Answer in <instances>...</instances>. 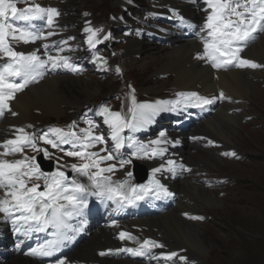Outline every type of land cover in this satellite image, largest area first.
Wrapping results in <instances>:
<instances>
[{
  "label": "rangeland",
  "instance_id": "obj_1",
  "mask_svg": "<svg viewBox=\"0 0 264 264\" xmlns=\"http://www.w3.org/2000/svg\"><path fill=\"white\" fill-rule=\"evenodd\" d=\"M33 1L14 0L20 10L34 5ZM197 1L201 6L205 5L204 0H195V4ZM46 2L47 4H54L61 14L60 19H62L63 23H61L62 27L59 30L70 43L69 45L67 44L70 49L65 53L71 54L72 60L76 65H82L79 71H64L63 78L67 80L81 79L82 81L81 85H76L73 88L72 93L68 92L69 99L71 101H75L76 98L85 100L88 97V94L83 91V87H86L83 82L84 79H88V82L92 80L91 82L98 86L100 94L96 95L93 102L87 106H75L74 104L64 106L66 114L61 118L54 116L50 109L33 107L30 120H28L32 129L28 132L29 134L41 136L47 133L49 138L53 139L50 135V129H62L64 132L74 131L76 139L79 137L77 139L79 142H76V144L80 146L86 142L84 139L86 132L81 130H88L91 127L95 131L100 132L99 134H103L104 137L107 129L110 132L112 131L104 123L105 116L102 114L104 108H108L112 113L119 112L122 117L130 120L131 113H129L128 109L133 105V97L137 105L156 104L158 101L167 102V100L173 102L178 99L180 91H178L175 82L171 77L157 76L156 63L145 70L138 66H133L129 60L125 59L124 53L128 45L127 40L138 39L153 48H158L153 56L148 54L144 56L143 60L149 61L153 57L161 56L167 45L174 41L178 40L181 42L185 38L189 39L191 37V39H194V37L203 35L204 33L197 35L198 32H195L200 26H203L204 21L196 24L192 20L193 22L191 23L185 16L187 21L184 25H180V28L182 27L180 29L181 32H178L175 30V25L179 23L177 21L180 19L172 18V16L156 11L152 7L151 0H46ZM210 12L211 9L206 5L202 12L203 15L205 16L206 13L209 14ZM14 26L20 29L26 28L33 33L38 30L43 32L47 29V20L45 17H36L30 21H15ZM86 28L97 31L95 40L98 42L95 43L94 47L89 43V32L85 31ZM257 32L253 34V36L256 34L254 39L261 36L264 31L258 30ZM17 35H19V32H17ZM53 36L55 37L54 39H57L60 34L54 33ZM105 37L108 38L105 39ZM8 42H10V46L15 51V48H18L21 44V40L12 39L11 37H9ZM61 46L51 49V52L56 50L52 53L54 54L53 57L61 49ZM248 59L259 62L258 58L251 57ZM105 61L112 62L113 67L110 70L101 69V63ZM262 75L263 78H256L251 82L254 86L252 97L238 111L241 116V129L239 134L235 135L236 144L233 149L235 155H224L223 153L225 152H221L217 145L206 143L199 139L196 140L192 137V139L190 137L187 138L180 146L177 145L187 164L186 167H181L182 170L186 171L188 167V174L194 182L206 190L216 192V197L222 201V205L216 210L207 208L196 211L202 217V219H198V222L203 227L204 239L209 247L205 257L194 262L174 258L180 264H264V69L262 70ZM161 86L165 87V92L158 91ZM219 90L217 91L221 92ZM93 92L94 89L90 87L89 93ZM164 96H166V99L163 98ZM185 102L180 101V105L175 102L174 104L181 108V104ZM45 103L46 105H53L54 101L47 99ZM9 106L12 108V104H9ZM175 110L161 113L164 119L161 122L155 121L149 128H144V126L134 129L124 128L120 132V136L124 141L127 144L145 146L149 151V155L144 156L143 153L133 155L138 150L135 145L132 149H126L127 160L131 161L128 171V173L131 172V176L127 172H123L121 176L119 171L122 168L120 164L115 162L113 154L114 158L100 162V167L106 168L109 165H115V170L112 173H104L103 175H110L112 181L126 182L134 180L132 178L134 174L132 160L138 159L150 170V164L159 159L158 154L151 155V149L155 146L150 143V140L158 137L166 139V136L157 134L156 131L159 125L166 122L169 126H184V128H188L191 119L196 118L200 113L191 102H188L185 108L179 109V112H175ZM4 112L9 111L5 110ZM2 117L3 115L0 116V121ZM162 117L160 116V118ZM73 122L75 124L70 129L69 125H73ZM89 122H91V126ZM102 129L104 130L103 133ZM70 146L72 145H61L60 147L63 149L61 151L59 148H53L51 145L39 140L37 141V147L39 149H47L49 155L46 157L43 151H35L30 146H25L22 152L24 155L23 160L34 156L35 163L39 165L38 157L43 155L46 160H54L55 169L52 172L59 168L72 180H74L75 176H78V183H82L89 188L91 185H89L90 180L88 177L73 172L71 169L72 164L79 165L87 161H81L79 157L67 156L66 152L79 150L77 147L73 148L72 146L70 148ZM102 149L103 147L96 150L93 147L81 150L87 153H98L100 157L106 156L113 151V149L109 148ZM218 156L221 157L223 163H219L216 169L211 165L215 164L214 157L217 158ZM93 159L97 158L94 157ZM40 170L44 173H52L43 171L41 167ZM94 171H96L95 168L89 170L90 174ZM44 183L43 177L40 180L34 178L31 180L26 179L28 187L33 186V184H39V191L44 190ZM87 190L84 199L91 206L97 201V195L94 193L96 191H92L94 190L93 188ZM100 210L101 206L99 209L95 208L91 211L90 209L85 211L91 222L87 219L88 225L81 231V240L87 236L88 230L103 223L102 218L99 219L97 216H93V211H98V213L103 215ZM151 212L152 210L148 213ZM18 214L20 215L19 212H17V216ZM3 236L0 237V264H7L13 261L17 254L23 255L33 252L30 251V243L16 249V239L10 233H6ZM147 238L161 244L158 238L152 236ZM33 239L36 240L35 237ZM39 241L43 242V240ZM150 249L152 250V247ZM32 258L35 261H40L36 255ZM121 260H137L143 264L155 263L151 261L146 263L141 259L130 258ZM166 260L169 261L170 259L167 258Z\"/></svg>",
  "mask_w": 264,
  "mask_h": 264
},
{
  "label": "bare ground",
  "instance_id": "obj_2",
  "mask_svg": "<svg viewBox=\"0 0 264 264\" xmlns=\"http://www.w3.org/2000/svg\"><path fill=\"white\" fill-rule=\"evenodd\" d=\"M33 2L34 5L39 4L43 8H56L54 4H47L46 0H34ZM151 3L156 11L167 14V16H172V18L180 19L179 21L176 20L179 23L175 25V30L178 32H181L180 29L182 27L180 28V25H184L187 21L185 19L186 17L191 23L193 22L192 20H194L196 24L206 19V16H204L202 12L207 4L201 6L198 1L195 4L193 0H151ZM60 17L61 14L54 17L51 26H49L47 22V29L43 32L39 30L34 32L39 38L28 40V42L21 40L20 46L15 49L18 52H24L26 55L35 52L42 61H48V58L50 56L53 57L54 54L52 53L56 51L54 50L51 52V49L58 48L63 44L58 53H55L56 55L54 57L57 58L56 62L58 65L63 64V60L59 59L60 57L67 58L68 63L71 64L72 67H53L52 62L49 61L43 68L38 69L39 74L36 75L35 80L30 81L22 91L15 93V98L9 101V104H12L11 111L4 112L0 121V153L7 151L4 142L6 140L15 139L16 136L19 135L18 129L23 128L27 133L32 130L28 120H30L31 109L33 107L50 109L54 116L61 118L66 114V108L64 106L69 104L87 106L89 103L93 102L96 95L100 94L98 86L93 84L91 82L92 80L88 82V79H84L83 82L86 87H83V91L88 94V97L85 100L76 98L75 101H71L69 99L68 92L72 93L73 88L76 87V85H81L82 81L81 79L67 80L63 78L64 71H79L82 65H76L72 60L71 54L65 53L70 49L68 47L70 43L59 30L62 27L61 23H63ZM181 17L183 19H181ZM205 22L206 20L203 25ZM202 27L203 26H200L195 33L198 32L197 35L204 33L203 35L196 38L194 37V39H191V37H189V39L185 38L181 42L178 40L174 41L167 45L161 56L153 57L149 61L143 60L144 56L146 54L153 56L158 48H153L138 39H126L128 45L124 53L125 59L129 60L133 66H138L145 70L156 63V75L167 76L168 78L171 77L178 91H180L178 99L173 102L167 100L168 103L161 106L164 110L158 111L152 116L151 122L144 124V128H149L155 121L161 122V120L164 119L161 115L163 112H173L175 109H178L175 110V112H179V109L185 108L188 102L194 105L195 99L190 98L188 94L196 93L200 97H207L209 99L216 97L211 104L204 105L203 107L195 106L196 109H207L208 113H203L198 119H191L188 128H184V126H169L168 123L164 122L159 125L156 132L159 135L166 136V139L153 137L154 139L150 140H159L160 143L152 144L150 142L158 150L159 159L150 164L149 181L151 182L153 179L158 180L160 184L164 185L168 191L172 193V196L167 197L166 200H162V206L159 208H147L146 198L136 201L135 204H127L123 201L117 203L116 199L119 197L108 199L109 193L105 191L103 196L106 205V213L103 212V215H101L102 213H98L97 211L93 214L94 217L97 216L99 219L102 218L103 223L88 230L87 236L84 239L76 241L75 237L74 241L67 240L64 243H55V246H61L63 248V253H52L47 262H42L41 260L39 262L35 261L32 258L34 255L27 253L23 255L17 254L13 261L7 264H57L59 259H64L66 264H143L137 260H121L123 258L141 259L146 263L151 261L156 264H170V262L171 264H180L178 260H176L180 257H185L186 260L191 262L205 257V253L208 252L209 247L204 239L203 227L198 222V219H193L192 217H200L196 212L198 210L207 208L216 210V208L222 205V201L216 197V192L206 190L204 187L197 185L189 176L188 167L186 171L182 170L181 167H186L187 164L183 159V155H181V150L177 148V145L180 146L187 138L192 137L196 140L199 139L206 143L211 142L210 144L217 145V147L221 149V152L233 153L236 144L235 135L239 134V130L241 129V116L238 114V111H240L242 106L251 99L254 88L251 82L256 78H263L262 70L264 67H237L235 66V62L232 65L220 68L213 67V62L205 56L204 48L205 41L211 38L207 36V30L201 31ZM49 33L52 34L49 35ZM54 33H59L60 37L54 39ZM255 36L256 34L254 37ZM201 37L203 38L201 39ZM239 55L243 59L251 57L258 58L259 62H253L264 65V32L257 39H250L246 46H243V50ZM0 57H3V53H0ZM6 61V57L0 59V67H2V64L4 65ZM100 67L102 70L106 71L110 70L113 64L112 62L109 63L105 61L101 63ZM10 79L21 82L20 77H12ZM90 87L94 89L93 93H89ZM218 89L224 93L225 98H220L221 92H218ZM158 91L165 92V87L161 86L158 88ZM163 98L166 99V96ZM47 99L50 101L53 100L54 104L46 105L45 102ZM180 101L188 102L182 103V107L179 108L174 102L178 105ZM13 112L16 114L13 115ZM160 116L162 118H160ZM106 125L109 126L108 124ZM91 132L93 137L103 136V134H99L100 132L95 131L94 128H91ZM103 132L104 130L102 129V133ZM111 132L107 129L105 137L103 136V143L93 141V144L96 146H89L87 148L94 147L96 150L102 147L103 149H113L112 153L114 154L115 162L120 164L121 160H127V158H123L120 155L121 148L119 150L114 149L115 142L112 140ZM157 134L155 133V135ZM50 135L55 139L52 133ZM70 140L71 143L65 144L73 145L76 143L71 137ZM78 147L81 148V146ZM23 156L22 152H16L7 156H0V158L11 162L14 160H23ZM170 160L173 161L172 164L168 163ZM214 160L215 164L211 166L217 169L218 164L223 163V161L219 156L217 158L214 157ZM129 166L130 163L126 164V167H123L121 171H119V174L122 176L123 172L128 173L130 169ZM156 168H159L160 171L153 173V169ZM77 178L78 176H75L73 179L78 182ZM116 182L117 181H112L113 187H115ZM86 185L88 186V184ZM89 185L91 186L89 188L86 187L87 189L93 188L95 191H99L92 186L91 180ZM133 186H136L134 180H128L124 184V189L122 191L128 192ZM4 192L5 189L0 188V199L5 198ZM147 196L156 195L153 191ZM160 198L165 197L161 195ZM105 205L100 204L101 208ZM137 205L141 209H136L135 207ZM151 210L152 212L148 213ZM14 214L17 216V212ZM13 219L14 216L8 218L4 213H0V237H4L3 235L10 233L17 241L16 249L30 243V251H33L34 249H40L42 244L47 243L45 240H43V242L39 240L35 241L31 236L37 234L38 231V226L35 222L29 221L25 223L24 221H18L14 224ZM87 219L90 221L86 215L85 208H83L81 215L65 217V223L68 227L72 225L73 229H81L74 233L78 236L81 235L82 229L88 225ZM49 226L54 230L51 232V236H55L56 240L60 241L59 233L64 230L63 227L57 228V226L49 224L44 226L42 230L49 229ZM17 229H19V231H17ZM122 232L126 233L123 239L120 238ZM145 236L158 238L161 242L159 245H162V247H155L151 244L144 245V241H151V239ZM156 244H158V242ZM149 246L152 247V250ZM127 249H140L144 254L134 255L133 252H130L129 255L125 252ZM116 251H119V253L116 254ZM102 252L105 254L101 255L100 253ZM173 252L177 253V255L171 257L172 260L170 259L167 261L168 255ZM174 258L176 259L174 260Z\"/></svg>",
  "mask_w": 264,
  "mask_h": 264
},
{
  "label": "snow or ice",
  "instance_id": "obj_3",
  "mask_svg": "<svg viewBox=\"0 0 264 264\" xmlns=\"http://www.w3.org/2000/svg\"><path fill=\"white\" fill-rule=\"evenodd\" d=\"M195 2V0H193ZM211 12L207 15L206 22L201 28V31L207 30V36L210 40H206L204 44L205 56L212 62V66L216 68L232 65L235 62L237 67H264L251 60L243 59L239 53L243 50L250 39H253V34L259 31H264V0H204ZM242 9V11H241ZM60 13L56 8H43L39 4L29 6L26 9L20 10L17 8L14 0H0V53L6 57L7 61L0 67V116L5 110L11 111L9 101L15 98V93L22 91L30 81L35 80L39 74L38 69L43 68L49 61L53 67L63 66L71 68L67 58L60 57L63 60L62 65L57 64L56 57H49L48 61H42L40 57L32 52L25 54L24 52L15 51L9 44V37L16 40H35L39 38L35 33L29 32L26 29H20L14 26L15 21H30L36 17L47 18L49 26L53 23V18L59 16ZM181 19H183L181 17ZM89 32V43L94 47L97 31L91 28H86ZM19 32V35H17ZM52 33H49L51 35ZM108 37H105L107 39ZM203 58V57H200ZM75 70V69H74ZM12 77H20L21 82H15L10 79ZM184 95V94H180ZM190 98L195 99L193 106L203 107L213 103L216 97L211 99L200 97L196 93L188 94ZM220 98H225L224 93H220ZM168 102L158 101L156 104H140L135 103L133 97V105L128 109L131 113V119L122 117L121 113H112L108 108H104L102 114L105 116L104 123L108 124L112 129V140L115 142L114 149L119 150L124 146V139L120 136V132L124 128L134 129L142 127L144 124L151 122L152 116L158 111L164 110L161 106ZM15 115L16 113H12ZM69 125L71 129L74 126ZM91 126V122H89ZM19 135L13 140H6L4 146L7 151L0 153V156H7L16 152H23L25 146H30L35 151H43L47 157L49 152L47 149H39L37 141L42 140L45 144L51 145L53 148H59L62 144L71 143L70 137H76L74 131L64 132L62 129H50V132L55 136V139L49 138L45 133L41 136L29 134L23 128L17 130ZM86 132L84 139L87 141L81 145V149H86L89 146H94L93 141L103 143L102 136H92L91 127ZM79 139V137H77ZM152 144H159L160 141H151ZM211 143V142H210ZM76 147L75 144L72 145ZM104 150V149H102ZM162 151V150H161ZM143 153L144 156L149 155L148 149L140 145L137 152L133 155ZM67 156L79 157L81 161H87L81 164H72L73 172L87 176L92 181V186L99 191L95 194L103 196L105 191L109 193L108 199L119 197L117 203L121 201L127 204H135L136 201L142 200L150 192H155L157 198L161 195L164 197L172 196L168 189L160 184L158 180L153 179L149 185H138L130 188L128 192L122 191L126 182L117 181L115 187L112 186V177L103 175L104 173H112L115 170V165H109L106 168L100 167V162L104 160H112L113 153L100 157L98 153H87L83 150L68 151ZM158 150L151 149V155H157ZM224 155H235V153H223ZM97 159H93V158ZM27 160V163H26ZM131 163L130 160H121L120 167L123 168L126 164ZM172 164L173 161H168ZM95 168L96 171L89 172ZM160 169H153V173L159 172ZM131 176V172L128 173ZM43 177L44 190L39 191V184H33L28 187L26 179L40 180ZM103 181V182H102ZM0 188L5 189L4 199H0V213H4L6 217L12 218L14 213L19 212L21 215L14 216L13 223L18 221L35 222L38 226L37 230H42L44 226L49 224L57 226V228L68 227L65 223V217L73 215H81L83 208L87 206L86 199L79 194L87 192L84 184L78 183L75 180L69 182L65 172L59 168L52 173H44L40 170L38 164L35 163V157H27L25 160L8 161L0 158ZM193 219H202V217H192ZM81 229H72V231H80ZM19 231V229H17ZM126 233H121L120 238L123 239ZM71 239V238H69ZM56 242H50L46 247L41 246L40 249H34L32 255L50 256L55 248ZM162 247L152 241H144V245ZM133 252L134 255H143L140 249H127ZM104 255L105 253H100ZM173 252L167 258L176 256ZM186 259L185 257H180ZM57 264H66L64 259H59Z\"/></svg>",
  "mask_w": 264,
  "mask_h": 264
},
{
  "label": "water",
  "instance_id": "obj_4",
  "mask_svg": "<svg viewBox=\"0 0 264 264\" xmlns=\"http://www.w3.org/2000/svg\"><path fill=\"white\" fill-rule=\"evenodd\" d=\"M39 162L42 165L43 169L45 171H52L54 169V161H46L44 158L41 156L39 158ZM136 174L138 176H141L142 174H147V169L142 167L140 164H137L136 166Z\"/></svg>",
  "mask_w": 264,
  "mask_h": 264
},
{
  "label": "flooded vegetation",
  "instance_id": "obj_5",
  "mask_svg": "<svg viewBox=\"0 0 264 264\" xmlns=\"http://www.w3.org/2000/svg\"><path fill=\"white\" fill-rule=\"evenodd\" d=\"M205 16H207V13L205 14ZM206 19H204V21H205ZM203 37H201V39H202Z\"/></svg>",
  "mask_w": 264,
  "mask_h": 264
}]
</instances>
